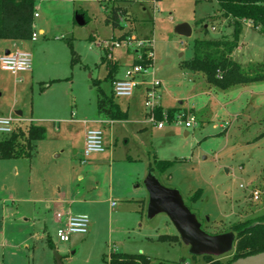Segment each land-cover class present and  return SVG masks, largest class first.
I'll return each instance as SVG.
<instances>
[{"label": "rangeland", "instance_id": "374dc122", "mask_svg": "<svg viewBox=\"0 0 264 264\" xmlns=\"http://www.w3.org/2000/svg\"><path fill=\"white\" fill-rule=\"evenodd\" d=\"M121 6L133 21L125 18L113 29L97 0L37 3V40L22 41L21 48L32 55V72L13 76L0 70V117L18 118L16 112H21L19 119L47 132V141L38 143L33 159H0V264H55L56 255L64 264H108L113 252L142 254L155 263L176 264L184 258L186 264H204L203 258L191 257L185 244L159 240L178 232L165 213H149L146 180L154 158L174 162L164 172L166 178L153 175L179 193L204 232L227 233L231 226L264 213V196L251 200L252 190L264 191V83L222 91L209 87L201 74L181 68L182 61L193 57L195 41L231 36L233 29L219 4L161 0ZM77 11L85 14L84 25L76 22ZM180 23L190 26L189 37L174 32ZM123 34L151 41L155 57L147 72L136 77L139 85L133 95L115 97L127 116L114 123L115 144L109 145V129L95 125L97 92L92 79L100 80L104 93L111 95L107 68L100 62L112 40ZM13 43L0 40V54L14 51ZM69 43L78 58L74 65ZM238 47L232 57L242 67L264 61V35L246 23ZM135 51L125 47L108 51L111 61L120 65L119 79L133 66ZM152 81L161 82L155 103L194 116L193 128L174 121L159 129L151 121L146 104ZM71 119L80 125L70 124ZM90 129H103L106 151L82 160V138ZM55 140H71L74 145L80 140V210L89 212L93 229L85 238L74 236V246L60 243L55 225L46 219L45 204L59 194L58 186L49 181L50 172L55 164L64 165L68 156L59 142L56 152L48 146ZM128 156L135 163H125ZM126 189L134 192L130 201L121 198ZM230 258L225 255L221 260Z\"/></svg>", "mask_w": 264, "mask_h": 264}, {"label": "trees", "instance_id": "16d2710c", "mask_svg": "<svg viewBox=\"0 0 264 264\" xmlns=\"http://www.w3.org/2000/svg\"><path fill=\"white\" fill-rule=\"evenodd\" d=\"M46 0H0V40L29 41L35 33V13L37 3ZM102 5L108 6L106 24L113 29L121 27L123 19L129 17L125 7L121 4L135 2H160L161 0H97ZM223 13L228 24L233 31L230 37L223 36L218 40H198L193 45V57L181 62V68L193 74H201L207 85L222 91H227L233 87H245L255 83H264V61L251 63L247 67L232 58L233 52L239 46L240 35L245 22L249 21L252 28L259 30L264 35V0H215ZM76 14L82 15L80 11ZM85 15V14H84ZM123 35L121 38H124ZM74 65L78 61L72 44L69 43ZM108 53L102 58V63H106L108 76L106 80H115L114 74L118 70V65L108 58ZM145 56V50L141 51ZM134 64L147 66L151 61L135 60ZM100 81H94L93 85L97 92V111L100 117L111 120H124L125 114L115 103L113 95L108 96L100 87ZM164 114L168 122H172L177 113L174 110L164 111L157 107L154 111L155 119L161 121ZM46 138L45 129L32 124L22 126L16 125L12 133L0 137V159L16 160L29 159L35 153V145L38 141ZM174 162L169 160L154 159L149 166L150 173L164 172L172 166ZM264 213L254 219L240 222L230 227L229 232L235 234L233 251L226 254L231 258L224 262L221 257L202 256L204 264H231L233 261L264 252ZM160 241L180 242L179 236L161 235ZM225 256V255H224ZM192 258H199L191 256ZM183 258L176 264H186ZM108 264H168L164 262H153L145 255H130L113 252L109 256Z\"/></svg>", "mask_w": 264, "mask_h": 264}, {"label": "built area", "instance_id": "2783aa9c", "mask_svg": "<svg viewBox=\"0 0 264 264\" xmlns=\"http://www.w3.org/2000/svg\"><path fill=\"white\" fill-rule=\"evenodd\" d=\"M35 18L38 14L35 13ZM249 27L252 28V24L247 21L245 22ZM37 39V34L32 35L31 40L35 41ZM125 47L128 50L135 49L136 60L142 62L144 60L151 61V64L144 66L143 64H133L131 68L127 70L124 78L116 79L112 82V93L115 97H130L133 95L135 89L138 87V82L136 77L142 73H146L147 70L152 66L154 60L153 43L148 40H139L136 37L126 36L122 39H113L110 47H107L108 51L112 49H119ZM145 50V56L141 55V51ZM108 58L110 59L109 53ZM0 69L5 72H9L12 75H17L23 72H29L32 69V55L27 51H15L9 54H4L0 56ZM161 86V82L152 81V95L148 100L146 106L149 109V115L151 121L156 124V126L161 129L164 127L165 122H168L167 116L161 121L155 119L154 111L158 107L155 103V89ZM177 118L173 119L172 122H182L184 121L185 128H193L196 125L195 117H185V114H177ZM175 116V117H176ZM19 118H5L0 117V135L5 136L12 133L16 125L20 123ZM106 148L104 146V133L100 129H90L85 132L84 144L82 151V160L95 153H103ZM262 196H264V191L254 189L251 191V200L258 202ZM55 220L59 223V227L56 230V237L60 243H69L71 238L76 235H86L89 230V219L86 216L73 215L69 211L56 210L54 212Z\"/></svg>", "mask_w": 264, "mask_h": 264}, {"label": "water", "instance_id": "95a60500", "mask_svg": "<svg viewBox=\"0 0 264 264\" xmlns=\"http://www.w3.org/2000/svg\"><path fill=\"white\" fill-rule=\"evenodd\" d=\"M75 20L79 25L85 24L83 15L76 14ZM174 32L179 36L189 37L192 30L186 23H180L175 26ZM17 116H21V113H17ZM146 183L150 193L149 213L162 212L169 217L181 243L190 248L191 256L221 257L233 251L236 237L233 232L217 235L204 232L196 215L185 206L176 190L161 185L153 173L149 174ZM55 264H64L58 255L55 257ZM231 264H264V252L239 258Z\"/></svg>", "mask_w": 264, "mask_h": 264}, {"label": "crops", "instance_id": "0c3cea01", "mask_svg": "<svg viewBox=\"0 0 264 264\" xmlns=\"http://www.w3.org/2000/svg\"><path fill=\"white\" fill-rule=\"evenodd\" d=\"M103 6H104V8L106 9V11L108 13L109 5L108 6L103 5ZM82 15L84 16V20H86L85 15L84 14H82ZM37 18H40V16L38 15ZM37 18H35V19H37ZM38 33L40 35L41 34H44V30L42 28H39L38 29ZM123 35L125 37L126 36H132V35H128V34H123ZM35 41H33V42H35ZM12 48H14L15 50L14 51L6 50L3 54H0V56L1 55H4V54H7V53L9 54V53H12V52H15V51H18V50L27 51V50L21 49V48H24V45H23V42H20V41H14V43L12 45ZM238 49H239V47L236 50H238ZM102 58L103 57H101L100 64L101 65H104V64L106 65V63H102ZM135 60H136V58H135V55H134L133 64H134ZM113 63H116L118 65V67H119L118 70H117V72L114 74V78L116 80V79H119L118 72H119V69H120V65L117 62H113ZM106 68H107V65H106ZM2 72L4 73L5 71H2ZM29 72H32V69ZM29 72H24V73H29ZM5 73H9V72H5ZM17 75H13V76H17ZM107 76H108V68H107ZM94 81H100V80H98V79L97 80H93L92 79V83ZM93 87L95 88L94 85H93ZM100 87H101V84H100ZM111 95H113V93H112V87H111ZM113 97H114V101H115V96L113 95ZM115 103H116V101H115ZM117 105L119 106V104H117ZM159 107H161L164 111H167V110L164 109V107H162L161 104L159 105ZM119 108H120V106H119ZM96 110H97V99H96ZM120 110L125 114V116H127L126 111H123L121 108H120ZM168 110H172V109H168ZM174 111L177 112V110H174ZM17 113H19V112H16V115H17ZM97 114H98V111H97ZM21 115H22V113H21ZM19 117H21V116H18V118ZM20 121L21 122L18 125H22V126H26V125H29V124L34 125L32 122L23 121L21 119H20ZM116 121H121V120H111V119H108V118H103V117H100L99 114H98V120L95 121V125L101 124L103 126V129L104 130H105V128H108L109 131H110V136H111V133H112V130H113V127H114V123ZM68 122L70 124L75 123L77 125H80V122L77 121V120H75V119H71ZM39 127H41V126H39ZM42 128H44V127H42ZM103 129H102V131H103ZM45 132H46V129H45ZM185 134L187 135V132ZM84 135H85V133H84ZM84 135H83V138H82V146L84 144ZM43 141H47V132H46V138L44 140L38 141L36 143V145H35V153L29 159H33L34 157H36V155H37V145H38V143L43 142ZM109 141H110L109 145H112V143H113V145L115 144L114 140L112 139V136L110 137V140ZM58 142L61 145H64L63 152H65V150H66L67 153H68V156L66 157V159L64 161V165L58 166V165L55 164L54 165V169H52V172H50L49 181L52 182V183H55L58 186V192H59V194H58V197L56 199H54L52 202H47L45 204V210L47 212V218L46 219H49V221H51L55 225V227H56V229H55V237H56V230L59 227V223L55 220V217H54V212L56 210H65V211H69L73 215H80V216H86V217H87V213H89L85 209L80 210V155H79L80 154V140L75 145L72 144V141L71 140H63V141H60V140L59 141H56L55 140L54 142L53 141L52 142H49V145L48 146L49 147H53L54 148V152H56L57 149H56L55 145ZM103 153H105V152H103ZM58 156L59 155H57V157ZM112 156H113V154H112V152L110 150V153L108 154V157H109L108 162L110 163L111 167H112V165H114V160L112 159L113 158ZM135 161L136 160L134 158H132L131 156H128L125 159V163H128V164L135 163ZM152 162L151 161L149 162L148 171H149V166H150V164ZM153 174H155V173H153ZM135 176H136L135 173L132 174V176H131V181L132 182H134ZM162 177L163 178H166V176L164 174L162 175ZM131 191L132 190H127L126 189L125 192H123V194L121 195L122 196L121 198H125L127 201L132 200V199H129V198H131V196H133V193H134V192L131 193ZM85 193H86V191H85ZM87 193H88V191H87ZM89 202L90 201H87L86 203H89ZM111 204H112L111 206L113 207L114 206V203H111ZM92 229L93 228H91L89 226V230H88V233L86 235H76V237H78L79 239H80V237L85 238V236H87ZM73 237L71 238V240L69 242V243H71V246H74L72 244ZM56 239H57V237H56ZM47 242L51 246L50 241L48 240Z\"/></svg>", "mask_w": 264, "mask_h": 264}]
</instances>
